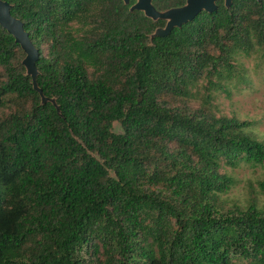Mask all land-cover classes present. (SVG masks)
<instances>
[{
  "label": "trees",
  "instance_id": "obj_1",
  "mask_svg": "<svg viewBox=\"0 0 264 264\" xmlns=\"http://www.w3.org/2000/svg\"><path fill=\"white\" fill-rule=\"evenodd\" d=\"M3 1L60 115L0 26V264H264V203L223 198L224 168L264 165V142L200 95L247 83L264 0H219L161 38L133 1Z\"/></svg>",
  "mask_w": 264,
  "mask_h": 264
},
{
  "label": "rangeland",
  "instance_id": "obj_2",
  "mask_svg": "<svg viewBox=\"0 0 264 264\" xmlns=\"http://www.w3.org/2000/svg\"><path fill=\"white\" fill-rule=\"evenodd\" d=\"M247 83H238L233 87L229 82L225 86L200 90V95H210L211 104L218 114L234 116L240 121L252 122L250 130L259 141L264 142V52L256 50L250 55H242L238 60ZM203 86H206L203 83ZM225 173L233 179L230 191L223 195L228 204L243 205L250 197V192L264 203V196L259 192L257 183L264 180V165L250 167L241 165L236 169L224 168ZM233 264H245L244 261H234Z\"/></svg>",
  "mask_w": 264,
  "mask_h": 264
},
{
  "label": "water",
  "instance_id": "obj_3",
  "mask_svg": "<svg viewBox=\"0 0 264 264\" xmlns=\"http://www.w3.org/2000/svg\"><path fill=\"white\" fill-rule=\"evenodd\" d=\"M125 5H128L130 1L133 4L130 7V11H139L144 16L154 22L164 21L165 26L157 28L152 34L151 38L155 37H167L170 32L175 28H180L183 25L192 22L200 13H213L218 8L219 0H186L185 4L180 7L170 8L165 11L157 10L153 2L156 0H122ZM261 2V0H257ZM233 0H223L224 6L229 8L232 5ZM11 5L3 0H0V26L11 35L15 43L18 44L25 54L23 65L26 70V75L32 80L33 89L39 94L41 98V104L51 103L58 114L60 111L54 98H47L43 95L41 89L37 85L38 71L36 69V62L39 58L38 50L33 46L29 39V35L25 32L23 22L10 13Z\"/></svg>",
  "mask_w": 264,
  "mask_h": 264
}]
</instances>
